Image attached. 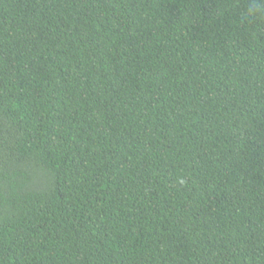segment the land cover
<instances>
[{
  "label": "trees",
  "instance_id": "1",
  "mask_svg": "<svg viewBox=\"0 0 264 264\" xmlns=\"http://www.w3.org/2000/svg\"><path fill=\"white\" fill-rule=\"evenodd\" d=\"M0 264H264V0H0Z\"/></svg>",
  "mask_w": 264,
  "mask_h": 264
},
{
  "label": "clouds",
  "instance_id": "2",
  "mask_svg": "<svg viewBox=\"0 0 264 264\" xmlns=\"http://www.w3.org/2000/svg\"><path fill=\"white\" fill-rule=\"evenodd\" d=\"M260 11L259 9H257L256 7L250 6L249 10H248V15H256L257 12ZM179 183L182 185L184 183V180H180Z\"/></svg>",
  "mask_w": 264,
  "mask_h": 264
}]
</instances>
